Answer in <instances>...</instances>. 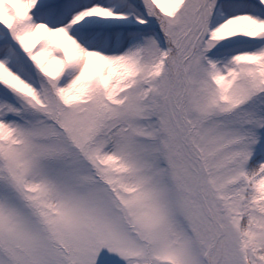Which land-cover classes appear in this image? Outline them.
I'll return each instance as SVG.
<instances>
[{
    "label": "snow or ice",
    "instance_id": "obj_1",
    "mask_svg": "<svg viewBox=\"0 0 264 264\" xmlns=\"http://www.w3.org/2000/svg\"><path fill=\"white\" fill-rule=\"evenodd\" d=\"M0 264H264V0H0Z\"/></svg>",
    "mask_w": 264,
    "mask_h": 264
}]
</instances>
